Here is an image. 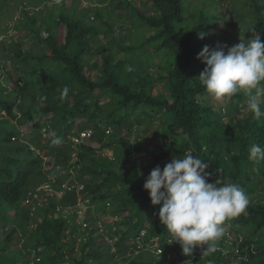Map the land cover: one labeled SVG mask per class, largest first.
I'll list each match as a JSON object with an SVG mask.
<instances>
[{
  "label": "trees",
  "instance_id": "1",
  "mask_svg": "<svg viewBox=\"0 0 264 264\" xmlns=\"http://www.w3.org/2000/svg\"><path fill=\"white\" fill-rule=\"evenodd\" d=\"M95 1L81 9L71 0L57 13L49 0L18 3L15 33L10 42L0 41V205L16 209L6 234V223L0 224V264H185L189 259L192 264H264V161L249 159L253 145L264 147V116L256 119L247 111L243 94L228 103L233 108L224 115L207 104L198 79L205 65L197 59L205 46L230 48L240 35H259L264 43V1L242 2L244 33L220 38L222 15L206 11L215 0H205L192 14L186 0ZM228 1L233 12L234 1ZM138 113L142 130L131 142L121 130L131 131L126 123ZM39 125L45 135L32 134ZM88 128L93 129L89 144L77 147V179L84 185L81 198L94 206L87 217L92 211L89 220L95 217L103 230L86 236L67 223L75 216L55 211L56 205L75 204L72 195L50 198L33 212L37 200L23 202L49 176H59L71 139ZM150 134L158 140L154 147L145 145ZM56 137L62 139L59 145L51 142ZM189 151L209 165V183H235L250 201L244 213L223 225L217 251L203 255L198 247L203 251L193 258L172 244L159 221L161 206H153L143 188L154 168L163 170ZM107 216L111 221L104 223ZM142 229L147 230L143 236ZM15 238L19 249L13 248Z\"/></svg>",
  "mask_w": 264,
  "mask_h": 264
},
{
  "label": "clouds",
  "instance_id": "2",
  "mask_svg": "<svg viewBox=\"0 0 264 264\" xmlns=\"http://www.w3.org/2000/svg\"><path fill=\"white\" fill-rule=\"evenodd\" d=\"M49 1L52 4L50 6L62 3L67 5L69 2L71 4V0ZM201 38L203 37L201 36ZM225 48L227 45L217 44L211 50L205 46L199 53L197 59L205 65L198 76L199 82L204 90L216 100L243 94L247 97V111L253 113L256 119H260L261 116H264V111L261 108V105L264 104V43L259 35H255L251 39H245V36L240 35L238 44L227 48V52H225ZM133 70L131 65L126 66V71L132 72ZM68 91L69 89L65 87L62 90V95L67 96ZM83 132H90V136L79 144H75L73 139L79 138ZM110 132V128H108L105 134L109 135ZM92 136L93 129L91 128L77 130L75 137L71 139L73 145L68 161L59 168V176L57 178L49 176L48 180L41 185L51 179H54L57 184L61 182L76 183L83 186L81 191L83 193L84 185L77 179L81 167L77 147L88 145ZM51 142L54 145H59L62 139L56 137ZM102 155L108 157L110 161L114 160L105 152ZM249 159L257 163L264 161V147L253 145L250 149ZM208 167L209 165L204 160L189 151L182 158H173L170 163L164 166L163 170L159 166L154 168L143 185L144 190L149 194L151 204L161 206L158 213L159 221L166 228L171 241H174L172 244H179L181 254L189 258L202 253L203 250L198 247L204 248L203 255L216 252L217 243L225 234L223 225L231 218L244 213L250 202L248 195L235 183L218 180L209 183V173L206 172ZM52 187L55 190H60L56 184H53ZM77 192L74 190L60 199L55 196L48 199L63 200L68 195L74 196L75 204L64 203L55 207L56 211V208L60 206L63 210L59 214L68 218L70 214L64 209L67 206L74 208L76 195L81 198V192ZM83 201L94 208L88 199ZM106 207H109V203L106 204ZM71 215L75 216V214ZM92 215L91 211L85 219L86 222L95 221V219L89 220ZM67 223L76 224L86 236L88 232L90 233V231L81 230L76 216L74 222L71 223L68 219ZM90 225L94 226V223ZM146 231V229H142L140 233ZM185 264H192V261L189 259Z\"/></svg>",
  "mask_w": 264,
  "mask_h": 264
},
{
  "label": "rangeland",
  "instance_id": "3",
  "mask_svg": "<svg viewBox=\"0 0 264 264\" xmlns=\"http://www.w3.org/2000/svg\"><path fill=\"white\" fill-rule=\"evenodd\" d=\"M24 1L26 2V4H29L30 2H38L40 0H0V41L4 40V41H11V35H14L15 31H14V25L18 22V3L19 5L21 3H24ZM81 5L78 6V8L80 7L81 9H84L86 7L90 6H94L95 5V0H79ZM188 4L187 7V12H189L190 14L192 13H196V10L199 9V7H201L204 3L205 0H186ZM234 3L232 5L233 8V12L232 11H228L229 8L227 7L229 4L228 0H215L216 4H212L210 5L208 8H206V11H211L212 13H217V16H221V19H217L218 21V32L216 37L220 38L221 35H223L224 33H227L228 35L234 32H239L241 34H243L244 32V28H243V23H245L244 21L246 19H243L242 13L240 11V7L242 6V2L246 1V0H233ZM264 1V0H263ZM220 3V4H219ZM31 5V3H30ZM39 5V4H38ZM52 5V4H49ZM70 5V2L67 4V6ZM61 5H54L53 6V11H55L56 13L59 11ZM40 7V6H39ZM30 8V7H27ZM40 10L42 9L41 7L39 8ZM37 9V7L35 9H33L34 13H37V11L39 10ZM30 11H32V9H30ZM98 24V23H97ZM61 34L63 32V30L61 29ZM18 39V38H17ZM236 40V38L234 39V41ZM106 41V40H104ZM236 43L232 44L231 47L233 45H236ZM102 47L105 50V44L102 41ZM121 56V55H120ZM95 59L99 60L98 56L94 57ZM92 75L95 76V73H93ZM9 85V84H7ZM160 84H158L157 86H159ZM205 101L207 102V104H210L213 106V108L215 110H217V112H219L222 115H224L226 113L227 110H230L231 108H233L230 104V102L234 101V97H229V98H225L223 100H216L215 98H213L212 96H210L209 94H206L204 96ZM3 114V113H2ZM136 117H138L139 119L143 118V115L141 113H138L137 115H134L132 117H130L127 121L126 124H132L131 127V131L126 130V128L121 130V135L124 137H128L131 139V142L135 141L137 139V136L140 134V131L142 130V127L136 124ZM224 121H226V118H223ZM157 122H153V127H156ZM32 134L33 135H39L44 134V127L42 126H35L31 129ZM110 131H112L110 129ZM153 131V130H151ZM45 135V134H44ZM158 138V137H157ZM20 139H22V137H20ZM169 143V142H168ZM158 144V140L156 139V137H152V134H150V136H148L145 139V145H147L148 147H154ZM140 156V155H139ZM133 160H131L132 162ZM135 166H141V161L137 160V161H133ZM144 167H146L145 163H142V167L144 169ZM146 169V168H145ZM147 171L151 170V168H147ZM68 197V196H67ZM74 198V196H72ZM16 211V209L12 206H7V205H0V224L2 225V223H6L5 224V228L6 230H4V233L9 231L10 227L13 226L12 224V220H14L13 217V213ZM16 217V216H15ZM96 220V218H92ZM95 221H91L90 224L95 223ZM104 223H107L109 221H111L110 217L107 216L104 220ZM1 230V228H0ZM25 231V228H24ZM34 230L30 229L28 231V233H33ZM4 233L2 235H4ZM6 234V233H5ZM34 234V233H33ZM32 234V235H33ZM106 238L107 242H110V240L107 237ZM97 245H99V240L97 239L95 242ZM12 244L14 245L13 248H18L20 247L21 242L17 241V239H13L12 240ZM3 246V244H2ZM103 248V247H102ZM111 251H113V247L111 249ZM105 252V251H104Z\"/></svg>",
  "mask_w": 264,
  "mask_h": 264
},
{
  "label": "built area",
  "instance_id": "4",
  "mask_svg": "<svg viewBox=\"0 0 264 264\" xmlns=\"http://www.w3.org/2000/svg\"><path fill=\"white\" fill-rule=\"evenodd\" d=\"M88 136H90V132H83L80 134L79 138L73 139L75 144H79L82 142L83 139H86ZM70 173H72V170H70ZM56 184L60 190L53 189L52 185ZM83 189L82 185L69 184L68 182H61L57 184V182L54 179H51L49 182H47L44 185H41L33 190H31L28 193V197L23 202V205H26L29 203L30 198H34L37 200V205L35 208L32 209V212L35 211L36 208L40 207L44 201H46L49 197H56L57 199L62 198L64 195L73 192L74 190L81 192ZM77 192V193H78ZM108 206V205H107ZM93 209V207H90L87 205L86 201H83L80 196L76 195V208H73V206H67L64 211L68 212L69 214H75L76 219L78 220V225L80 226L82 231H91L93 229H96L100 235H102L103 225L100 221H95L94 225L91 226L90 223L86 222L88 210ZM61 210H63L60 206L56 208V211L59 213ZM140 235H144V232H141ZM228 237V236H227ZM110 240V239H109ZM154 247L157 248V238L154 239ZM111 244V241L109 242ZM229 245L231 243H228ZM232 246V245H230ZM221 249V248H220ZM157 252H160V250H157ZM224 253H230L227 248L224 249ZM234 253L236 255L239 254L238 250L234 248Z\"/></svg>",
  "mask_w": 264,
  "mask_h": 264
},
{
  "label": "bare ground",
  "instance_id": "5",
  "mask_svg": "<svg viewBox=\"0 0 264 264\" xmlns=\"http://www.w3.org/2000/svg\"><path fill=\"white\" fill-rule=\"evenodd\" d=\"M155 248V247H154Z\"/></svg>",
  "mask_w": 264,
  "mask_h": 264
}]
</instances>
